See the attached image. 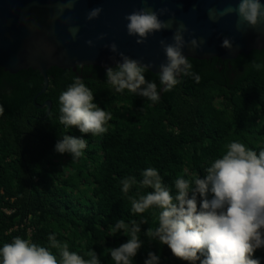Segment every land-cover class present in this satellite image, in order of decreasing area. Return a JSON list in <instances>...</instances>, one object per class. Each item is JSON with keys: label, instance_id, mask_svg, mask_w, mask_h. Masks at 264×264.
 I'll return each mask as SVG.
<instances>
[{"label": "trees", "instance_id": "1", "mask_svg": "<svg viewBox=\"0 0 264 264\" xmlns=\"http://www.w3.org/2000/svg\"><path fill=\"white\" fill-rule=\"evenodd\" d=\"M190 63L199 83L180 77L181 83L167 92L158 75L145 73L157 84L156 103L127 90L115 92L105 69L52 68L45 93L35 98L36 106L51 104L45 119V110L33 105L43 83L40 75L32 70L9 75L0 69V248L20 237L49 247L59 258L48 241L54 234L84 259L93 250L100 264H115L106 250L128 240L122 231L113 236L116 220H147L140 225L142 247L133 264H144L149 252L159 256V264H192L145 235L158 226L159 209L131 212L129 197L152 189L137 184L124 194L120 181L129 176L140 181L143 170L155 168L175 195L177 178H203L228 143L242 142L257 154L264 150V49L231 61ZM75 77L93 92V102L112 114L105 134L84 135L59 123V96ZM64 135L88 141L80 158L55 151ZM252 258L264 264V248Z\"/></svg>", "mask_w": 264, "mask_h": 264}, {"label": "clouds", "instance_id": "2", "mask_svg": "<svg viewBox=\"0 0 264 264\" xmlns=\"http://www.w3.org/2000/svg\"><path fill=\"white\" fill-rule=\"evenodd\" d=\"M77 0H65L52 17L53 22L65 11H71ZM102 8H93L87 13V20L98 19ZM168 12H159L145 7L134 10L125 16L126 29L129 36L137 37V44H144L149 36L172 28L173 20L163 21L161 16ZM236 16V29L243 30L245 26L252 29L264 24V3L262 0H239L235 7L228 6L217 10L209 9L208 16L216 21L224 16ZM70 35L75 38L78 27H69ZM188 32L184 24H179L172 36V43L160 41L166 62L159 66V81L164 86L163 91H171L181 83L180 77H192L197 83L199 75L192 71L193 65L183 49L189 46L199 49L205 43L201 38L185 40ZM98 39H104L101 35ZM93 46L91 40L87 41ZM106 47L112 53H117L115 43ZM221 47L233 51V42L224 38ZM120 63L115 67L106 68V82L117 93L127 90L139 97L156 103L160 95L157 84L146 79L145 73L153 67L119 53ZM94 101L93 92L84 82L75 77L73 83L59 96V123L66 128H76L81 134L103 135L108 131L106 125L113 119ZM4 114L0 106V116ZM88 141L86 139L64 135L55 145L59 154L68 153L72 160L83 155ZM203 178L197 177L189 181L179 177L174 181L176 194L173 195L155 168L142 171V179L137 181L134 176L125 177L120 181L122 192L128 194L133 185L140 188H150L151 192L129 197L131 212L143 214L150 208L159 209L158 226L148 228L145 235L150 240H158L166 245L179 260L195 264H260L259 259H253L257 249L264 248V150L253 151L239 141L226 145V151L205 169ZM198 197L199 207H198ZM132 221L125 223L124 219L116 220L112 233L123 232L128 240L117 248L107 249L115 264H133V259L142 247L138 235L141 224ZM51 248L57 249L59 258L49 247L32 243L27 239L16 237L11 243L0 248V264H100L97 253L87 252L84 259L76 252L69 251L67 243L61 244L56 236H48ZM203 257V259H201ZM159 256L149 252L144 264H159Z\"/></svg>", "mask_w": 264, "mask_h": 264}, {"label": "water", "instance_id": "3", "mask_svg": "<svg viewBox=\"0 0 264 264\" xmlns=\"http://www.w3.org/2000/svg\"><path fill=\"white\" fill-rule=\"evenodd\" d=\"M65 0H0V69L9 75L21 71H36L43 83L33 99L39 111L45 110V119L50 111V102L36 106L35 98L44 94L47 86L46 73L56 68L75 71L76 68L94 67L105 69L120 63L119 53L149 64V73L158 75L159 66L166 62L160 41L172 43V36L179 24L188 32L185 40L203 38L205 43L193 50L190 45L183 53L190 60L208 61L219 59L231 61L239 55L247 56L252 51L264 49V24L257 29L245 26L236 29V16L228 15L216 20L209 19V9L235 7L239 0H77L74 8L56 19L58 7ZM264 3V0H262ZM102 8L98 19L87 20V13L93 8ZM159 12L163 21L173 20L171 29L148 37L144 44H137V37L129 36L125 16L141 8ZM69 27H78L73 38ZM101 35L104 39H98ZM224 38L233 42V51L221 47ZM93 46L89 47L87 41ZM115 43L117 53L107 45Z\"/></svg>", "mask_w": 264, "mask_h": 264}]
</instances>
